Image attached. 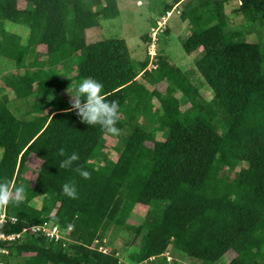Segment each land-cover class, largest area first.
Listing matches in <instances>:
<instances>
[{
    "label": "trees",
    "instance_id": "trees-1",
    "mask_svg": "<svg viewBox=\"0 0 264 264\" xmlns=\"http://www.w3.org/2000/svg\"><path fill=\"white\" fill-rule=\"evenodd\" d=\"M228 1L172 0L164 8L165 15L180 5L179 19L190 31L185 53L202 51L194 64L211 92L207 101L162 58L147 71L148 58L135 61L123 39L102 37L99 20L118 16L115 0H0V58L34 69L10 85L14 99L52 96L34 101L27 120L9 110L5 95L0 100V180L14 189L30 171L29 189L42 199L36 209L13 192L5 204L15 222L0 225V233L20 234L8 248L0 244L8 256H25L22 264H120L117 251H103L98 240L105 229L130 223L139 241L128 252L129 264L147 262L168 246L201 264L228 251L234 257L227 264H264V0H239V31L224 12ZM10 24L20 34L6 30ZM251 35L256 40L246 41ZM39 47L45 48L40 60ZM53 58L74 79L69 70L49 79ZM86 76L102 82L105 98L119 105L120 145L112 159L103 153L107 133L65 111L70 103L60 92ZM175 94L195 115L181 110ZM72 152L79 155L73 166L90 177L59 168ZM66 181L76 184V198L63 194ZM141 206L160 213L137 220ZM44 223L56 225L62 237L29 231Z\"/></svg>",
    "mask_w": 264,
    "mask_h": 264
},
{
    "label": "rangeland",
    "instance_id": "rangeland-1",
    "mask_svg": "<svg viewBox=\"0 0 264 264\" xmlns=\"http://www.w3.org/2000/svg\"><path fill=\"white\" fill-rule=\"evenodd\" d=\"M120 3V17L112 21H100L101 35L103 38H118L123 39L127 45L130 56L137 62H142L148 58V40L150 38L151 28H154L157 24V21H161V16L164 15V5L169 3L172 4V0H151V3L148 4L144 2L141 4L138 0H117ZM141 8H138L140 4ZM239 0H230L229 3L225 4L224 12L227 15L230 21V28L235 31H239L240 26L243 25L244 21L242 17L238 14H235L234 11L239 7ZM24 3L19 2L18 8H23ZM180 7V6H179ZM179 7L170 9L168 12L169 16L167 17V27L169 28L164 34L158 36V42L156 45V56L155 60L162 58L171 67L176 68L179 73L190 82V85L195 91H197V96L199 95L203 100H211V92L206 87L202 78L195 71V60L202 55L200 48L192 50L190 53H185L182 48V44L190 35L189 28L187 24L181 25L179 20ZM167 14V13H166ZM165 14V15H166ZM178 26V28H177ZM6 30L10 32H15L20 34V29L16 24H10L5 26ZM28 34V29L25 26H21ZM164 34V35H163ZM91 32H86L85 37L88 39L91 37ZM24 38V37H23ZM253 35L246 37V41H255ZM24 41V39H23ZM45 52L44 47H39L36 50L38 59H42V54ZM30 60L29 57L25 59V63ZM157 64V61L156 63ZM26 65V64H25ZM46 68L49 72L48 78L51 80H56L59 76H64L65 71L69 70L70 77L74 79L76 74L71 72L69 67L64 66L62 63L57 62L54 58L48 62ZM25 71L32 72L34 69L25 68L24 66L17 68L15 63L7 59L0 58V100L5 95L8 98V101L13 103L9 105V110L19 119L27 120L34 115L30 110L31 105L34 101L38 100H50L51 95L44 94H33L25 99L16 100L14 99L13 90L10 88V85L13 84L18 75L23 74ZM188 73V74H187ZM140 80V79H139ZM142 81V80H140ZM60 95L64 96L65 103H70V93L67 90L61 91ZM179 97L178 94H175ZM179 105L182 111L188 113L189 115H195V111L185 102L184 99L179 97ZM156 108L158 107L156 103ZM146 105L142 106L144 111ZM30 113H29V112ZM148 111V110H147ZM146 111V112H147ZM29 114H28V113ZM145 113V112H144ZM146 116L143 114L140 118L139 125L142 128H145ZM158 139H161V135L158 134ZM103 144L105 146L103 153L104 155L112 159L115 156L114 148L120 145V142L116 134H105L103 136ZM35 165V164H34ZM31 178V172L23 173L17 185H22L24 191L20 196L26 198L29 202V205L39 209L41 206L42 199L41 197L34 196L30 191L28 183ZM14 186V188L16 187ZM1 206V205H0ZM2 209V208H1ZM138 219H149L158 215L160 212L157 211L154 207H138ZM139 220V221H140ZM100 239L98 240V245L103 251L109 252L112 249H115L117 252V258L120 264H129L127 261V255L129 251H132L137 245L139 238L135 236L134 232L130 229V223L125 224L124 227L120 228V231H116L115 228L109 227L100 233ZM69 235H65V238L68 239ZM234 254L232 251L225 253L219 260L213 264H227ZM25 259V256H17L15 253H11L7 257V264H22ZM141 264H201L198 260L188 257L185 254H182L179 251L174 250L171 246H168L165 251L156 256L152 257L147 262Z\"/></svg>",
    "mask_w": 264,
    "mask_h": 264
},
{
    "label": "clouds",
    "instance_id": "clouds-1",
    "mask_svg": "<svg viewBox=\"0 0 264 264\" xmlns=\"http://www.w3.org/2000/svg\"><path fill=\"white\" fill-rule=\"evenodd\" d=\"M169 11H167L168 13ZM103 84L91 76L80 78L74 87L68 91L70 93V107L65 111H75L81 121L88 125H98L106 133L118 134L120 129L117 127L119 117V105L116 100H108L102 91ZM63 154V150H61ZM79 159L76 152L64 155L59 162V168H73L82 178L90 177V172L81 166H73V162ZM61 190L69 198H76L77 186L71 181L62 184ZM24 191L22 185H17L14 189L9 188L5 180H0V205L9 202L13 192L19 196Z\"/></svg>",
    "mask_w": 264,
    "mask_h": 264
},
{
    "label": "built area",
    "instance_id": "built-area-1",
    "mask_svg": "<svg viewBox=\"0 0 264 264\" xmlns=\"http://www.w3.org/2000/svg\"><path fill=\"white\" fill-rule=\"evenodd\" d=\"M169 14L167 13L166 15L161 16V21H157V25L154 28H151L150 31V38L148 40V51L147 54L149 56V63L147 65L146 70L150 71L156 67V45L158 42V36L162 34L167 26V17ZM5 205L0 206V225L5 224L7 221H10L12 223L15 222V218L11 217L9 220L7 219L5 215V210H4ZM2 208V209H1ZM29 231L31 232H40L44 236L54 239V240H59L62 236L59 233L58 227L56 225H53L52 223H44L42 225H36V226H31L29 228ZM20 237V234H12V235H5L4 233H0V244L4 243L6 247L8 248L9 244L14 241L15 239H18ZM3 246H0V264H5L4 260L8 257L9 255V250Z\"/></svg>",
    "mask_w": 264,
    "mask_h": 264
},
{
    "label": "crops",
    "instance_id": "crops-1",
    "mask_svg": "<svg viewBox=\"0 0 264 264\" xmlns=\"http://www.w3.org/2000/svg\"><path fill=\"white\" fill-rule=\"evenodd\" d=\"M101 1H104V0H101ZM138 1H140L141 2V4L143 3V1L144 2H146V3H148V4H150L151 3V0H138ZM162 1L163 0H161V4H162ZM230 2V0L227 2V3H229ZM115 4H116V7H117V10H118V16L116 17V18H113V19H101V20H99V24H100V21L101 22H104V21H112V20H115V19H118L119 17H120V15H121V13H120V11L119 10H121L120 9V3H119V1H117V0H115ZM140 4V3H139ZM139 5V7L138 8H141L140 6H142V5ZM163 5H164V8L166 7V6H168V5H172V4H165V2H163ZM180 5L179 4H176V5H173L172 6V8H175V10L179 7ZM171 8V9H172ZM170 11V10H169ZM180 20V19H179ZM181 22V21H180ZM183 24H186V22H181V25H183ZM177 28H178V26H177ZM101 29V28H100ZM130 53V52H129ZM10 104H13V103H11V102H8V108H9V105Z\"/></svg>",
    "mask_w": 264,
    "mask_h": 264
}]
</instances>
